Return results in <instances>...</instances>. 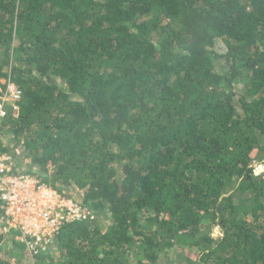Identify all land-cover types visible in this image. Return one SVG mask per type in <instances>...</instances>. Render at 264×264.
<instances>
[{"label":"trees","instance_id":"obj_1","mask_svg":"<svg viewBox=\"0 0 264 264\" xmlns=\"http://www.w3.org/2000/svg\"><path fill=\"white\" fill-rule=\"evenodd\" d=\"M7 78L0 140L94 219L0 264H264V0H0Z\"/></svg>","mask_w":264,"mask_h":264},{"label":"built area","instance_id":"obj_2","mask_svg":"<svg viewBox=\"0 0 264 264\" xmlns=\"http://www.w3.org/2000/svg\"><path fill=\"white\" fill-rule=\"evenodd\" d=\"M0 83V122L7 114L17 119L22 92L10 78ZM15 146L0 140V239H15L27 254L36 256L47 251L64 225L91 222L94 216L33 175L18 171L15 158L21 148Z\"/></svg>","mask_w":264,"mask_h":264},{"label":"rangeland","instance_id":"obj_3","mask_svg":"<svg viewBox=\"0 0 264 264\" xmlns=\"http://www.w3.org/2000/svg\"><path fill=\"white\" fill-rule=\"evenodd\" d=\"M255 156V153L254 154H252V157H254ZM264 159V158H263ZM18 171H21L20 169H18ZM244 217V216H243ZM244 218H249V216H245ZM211 234L213 235V237H218L219 236V230H218V228L215 226V227H213V229H212V231H211ZM8 250H6L5 249V253L6 254H8ZM10 254V253H9ZM182 254L183 255H187V256H190V255H192V252L190 251H186V250H183L182 251ZM175 255H177L176 253H175V251H172L171 253H170V256H160V259H159V261L161 262V263H163V264H177L176 262H175V260L177 261V259H174L175 258ZM178 256V255H177ZM177 256H176V258H177Z\"/></svg>","mask_w":264,"mask_h":264}]
</instances>
